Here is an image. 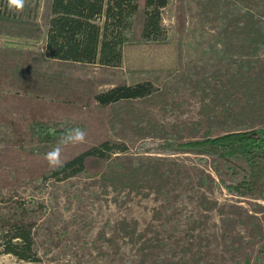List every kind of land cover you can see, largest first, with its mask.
Segmentation results:
<instances>
[{"label": "rangeland", "instance_id": "obj_1", "mask_svg": "<svg viewBox=\"0 0 264 264\" xmlns=\"http://www.w3.org/2000/svg\"><path fill=\"white\" fill-rule=\"evenodd\" d=\"M48 1L26 0L44 29ZM185 4L184 66L173 72L62 62L47 57L46 35L34 44L36 69L89 77L101 90L141 81L157 90L113 106L109 136L120 149L100 175L24 177L2 186L18 160L3 158L12 132L0 122V235L16 223L30 225L40 257L26 262L0 253V264H264V197L227 188L247 164L160 148L264 127V0ZM175 11L176 0L163 9L168 40L176 38ZM7 39L0 35V43ZM62 139L33 137L27 148L56 152Z\"/></svg>", "mask_w": 264, "mask_h": 264}, {"label": "trees", "instance_id": "obj_2", "mask_svg": "<svg viewBox=\"0 0 264 264\" xmlns=\"http://www.w3.org/2000/svg\"><path fill=\"white\" fill-rule=\"evenodd\" d=\"M185 1L176 0L174 40H168L163 24V9L171 0H49L46 29L37 17H30L26 0H17L15 6L10 0L1 1L0 35L8 39L0 43V122L12 132V140L3 145L2 154L6 160H18L17 170L3 177L2 186L24 177L41 181L100 175L120 149L109 136L113 106L148 97L157 90L151 81L101 90L89 77L36 69L34 44L46 35L47 57L62 62L107 67H120L126 62L131 71L173 72L184 66V36L188 30ZM76 118L82 122H71ZM77 128L85 132L81 142L61 143L56 152L43 154L37 148H27L33 137L51 142ZM72 146L74 151L68 152ZM176 147L202 150L226 163L244 161V176L238 183L227 185L228 190L239 196L264 197V127L207 135L184 143L168 141L160 146ZM20 154L25 156L23 161L17 159ZM57 156L61 167L50 164ZM0 239V253L26 262L40 261L30 225L16 223Z\"/></svg>", "mask_w": 264, "mask_h": 264}, {"label": "clouds", "instance_id": "obj_3", "mask_svg": "<svg viewBox=\"0 0 264 264\" xmlns=\"http://www.w3.org/2000/svg\"><path fill=\"white\" fill-rule=\"evenodd\" d=\"M17 0H10V3L15 6ZM85 138V132L79 128L77 129H72L70 133L66 134L65 137L62 139L61 143L63 144H68V143H76V142H81ZM58 151V150H57ZM50 164H52L54 167H61L62 163L57 156L55 159L54 163L50 160Z\"/></svg>", "mask_w": 264, "mask_h": 264}]
</instances>
